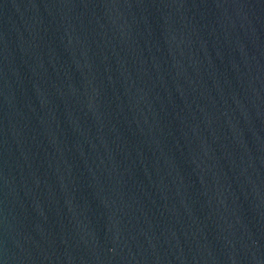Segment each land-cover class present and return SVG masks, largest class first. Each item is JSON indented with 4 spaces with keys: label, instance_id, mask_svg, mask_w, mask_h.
Returning a JSON list of instances; mask_svg holds the SVG:
<instances>
[{
    "label": "water",
    "instance_id": "1",
    "mask_svg": "<svg viewBox=\"0 0 264 264\" xmlns=\"http://www.w3.org/2000/svg\"><path fill=\"white\" fill-rule=\"evenodd\" d=\"M0 264H264V0H0Z\"/></svg>",
    "mask_w": 264,
    "mask_h": 264
}]
</instances>
